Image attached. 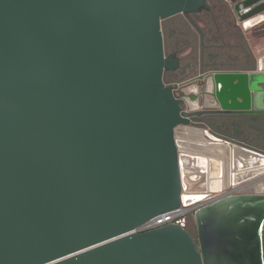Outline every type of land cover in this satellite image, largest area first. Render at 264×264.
<instances>
[{
    "label": "water",
    "instance_id": "obj_1",
    "mask_svg": "<svg viewBox=\"0 0 264 264\" xmlns=\"http://www.w3.org/2000/svg\"><path fill=\"white\" fill-rule=\"evenodd\" d=\"M259 1L241 2L240 17ZM207 8L0 0V264H264L261 191L197 209L195 237L179 225L135 231L191 202L182 160L199 167L178 129L220 146L193 125L264 116V68L200 76V94L165 81L178 61L165 55L162 23Z\"/></svg>",
    "mask_w": 264,
    "mask_h": 264
},
{
    "label": "rangeland",
    "instance_id": "obj_2",
    "mask_svg": "<svg viewBox=\"0 0 264 264\" xmlns=\"http://www.w3.org/2000/svg\"><path fill=\"white\" fill-rule=\"evenodd\" d=\"M209 13H202L198 17L190 15L199 32L192 25L191 21L185 15H178L162 23V32L164 35V46L168 51L173 49H182L185 43L193 45V48L183 50L185 60L192 63L194 68L188 72V75H195L200 71L201 62H204V69L207 64L214 71H224L232 67H239L246 58L259 61L264 59V8L257 13L246 18H241V1L231 0H205ZM264 4L260 0L257 5ZM258 21L251 28L245 29L247 21ZM260 21V22H259ZM172 28L175 32L173 37H169L163 29ZM202 35V36H201ZM199 44V45H198ZM182 55L179 54L180 58ZM200 60V66L197 62ZM242 66V64H241ZM175 79L180 81L181 75L172 78L169 74L165 80ZM182 130L178 129L177 137ZM187 146L192 148L193 139L188 137L184 139ZM181 141V140H180ZM188 141V142H187ZM192 157V156H191ZM194 227V218L188 217L186 229L191 232Z\"/></svg>",
    "mask_w": 264,
    "mask_h": 264
},
{
    "label": "bare ground",
    "instance_id": "obj_3",
    "mask_svg": "<svg viewBox=\"0 0 264 264\" xmlns=\"http://www.w3.org/2000/svg\"><path fill=\"white\" fill-rule=\"evenodd\" d=\"M256 23H258V21L256 22V20L247 21L244 27L245 29H248L251 28L252 26H255L254 24ZM261 61L262 60H260L259 63ZM188 137L194 140L192 143L193 145L192 148L185 147L187 146L188 143L185 145L180 144V151L183 154L185 153L188 154L189 156H192L194 158L193 159L194 165L196 163V165L200 167L202 171L206 172L205 176L208 179V185L206 192L202 191V188L200 189L198 188L201 186L197 184L198 183L197 180L200 178L199 181H203L204 175L199 178L196 177V179L194 180L196 182H191V180L188 179L189 176H194L197 170L194 171L193 169H190L187 166L191 161L189 158H183L181 172L182 174L186 173V176L184 177L183 180L185 184L184 187H186V193H182V196L186 198L187 202L192 201L193 203H197L204 201L207 192L209 194H220L222 190L226 188L227 186L226 183L222 179H220V176H225L224 173L225 158H228V160L230 161V170L228 171L230 176L229 183L231 185L230 187L231 189H236V190L243 189L247 185L249 187H247V190L245 191L253 189L264 192V158H257V157L253 158L252 156L248 157L246 153L241 151H236L235 155H233L232 149H227L224 146L213 144L210 142V140L200 139L197 136L189 135L184 131H182L177 138L183 141L184 139L188 140ZM257 165L261 167H258ZM232 166L234 167L233 168L234 170H231ZM244 168L245 170L246 169L247 170L245 171ZM241 170H243L244 172L236 173ZM255 176H258L259 179H257L256 181H248L246 185L244 184L243 186L237 185L239 182H242L243 180H249L251 178H254ZM255 182H257V185H255L256 184ZM250 186L253 187L250 188Z\"/></svg>",
    "mask_w": 264,
    "mask_h": 264
},
{
    "label": "flooded vegetation",
    "instance_id": "obj_4",
    "mask_svg": "<svg viewBox=\"0 0 264 264\" xmlns=\"http://www.w3.org/2000/svg\"><path fill=\"white\" fill-rule=\"evenodd\" d=\"M207 4V3H206ZM208 6V5H207ZM202 13H209V8L207 9H204L202 11H200ZM188 19L191 21L192 25L195 26L193 20L188 17ZM176 31H174L173 29L170 30L169 32V37H173V34H175ZM199 34L200 31H199ZM202 36V35H201ZM184 70L182 69V67L180 66L179 64V67H178V70H176V72H167L165 75H164V79L165 77L169 74L172 78H175L177 77L178 75H180V73H183ZM208 75V74H205L203 75L204 77ZM193 79L191 80H184V82L182 84H185V85H192L194 82H192ZM196 81V80H194ZM197 83L199 84V87H202L203 86V83H202V80H198ZM196 83V84H197ZM181 85V84H180ZM195 86V84H194ZM189 92V91H188ZM189 94H192L189 92ZM201 103V100L199 99V105ZM187 107V105L185 106ZM218 121H223V119L221 120H217V119H213V118H209V119H206V122L207 124L206 125H202V124H195L193 125L194 128L200 130L201 132H208L212 137L216 138V139H219L221 140V146H224L225 148H229V147H232L233 145L239 147L241 150H248V151H251V152H254V153H257V154H260V155H263L264 156V150H261V149H257L256 147L254 146H251V144H248V143H245L243 140H242V137H244V127L246 126V124L244 123H240V122H235L234 124H230V123H227L226 120L225 121V124L224 125H219V122ZM264 124V121L263 119L260 117V120H257V121H253L252 123H249L247 126L248 128H251V129H255L256 127H259L261 125ZM204 136V135H203ZM204 139L203 140H210L209 138H207L206 136L203 137ZM252 139L253 140H261L258 136H252ZM264 145V143H263ZM242 152V151H241ZM236 158V157H235ZM258 158V157H257ZM236 161V159H235ZM233 164V162H232ZM256 165V164H255ZM246 167V166H245ZM198 168V167H197ZM234 167L232 166L231 167V170H234L233 169ZM226 169V170H225ZM230 170V161L228 160V158H225V162H224V173H225V176H220V179H222L225 183H226V188H224L222 190V192L220 194H209L208 192L206 193V198L205 199H212V202L214 200H217L221 197H224L228 194H238L237 192H240V191H237L236 189H231V185H230V176H229V171ZM245 170V168H244ZM247 170V169H246ZM245 170V171H246ZM200 171V172H199ZM239 172H244L243 170L241 171H238L236 173H239ZM204 173V174H203ZM204 175V180L203 181H199L201 176ZM206 175V172L203 171L200 169V167L198 168V170L196 171L195 175L192 176L194 177V180L196 179V177H198L199 179L197 180L198 181V185H200L201 187L199 188H202V191L206 192L207 191V185H208V179L207 177L205 176ZM258 178V176H255L254 178H251L249 180H243L242 182H239L237 185H241L243 186L244 184L246 185V183L248 181H256ZM229 180V181H228ZM229 184H228V183ZM205 183V184H204ZM257 185V182H255ZM254 185V186H255ZM247 186L244 187V189H247ZM253 187V186H250V188ZM249 189V188H248ZM235 191V192H234ZM237 191V192H236ZM241 193V192H240Z\"/></svg>",
    "mask_w": 264,
    "mask_h": 264
},
{
    "label": "crops",
    "instance_id": "obj_5",
    "mask_svg": "<svg viewBox=\"0 0 264 264\" xmlns=\"http://www.w3.org/2000/svg\"><path fill=\"white\" fill-rule=\"evenodd\" d=\"M236 2L237 1H241V2H243V1H246V0H235ZM255 4H257V3H255ZM254 4V5H255ZM254 5H250V6H254ZM244 10V9H243ZM242 11V10H241ZM242 12H245V10L244 11H242ZM202 14V12H198V13H196V14H193V16L194 17H198V15H201ZM243 18V17H242ZM246 18V17H245ZM172 19V18H171ZM169 20V19H168ZM195 28H196V30L199 32V29H198V27L195 25L194 26ZM172 28H168L167 30L166 29H163L164 30V32H166L167 34H168V36H169V32H170V30H171ZM163 37H164V35H163ZM199 45V44H198ZM185 47L184 48H182V49H180V50H176V49H173V48H171L172 50L171 51H168L167 52V49L165 48V46H164V51H165V55L168 57V56H174V58L178 61V67H179V64H180V66L182 67V69L184 70V72L183 73H180V75H181V80L180 81H178V80H176L175 81V79H171V80H165L168 84H178V85H180V84H182L183 82H184V80H191V79H193L192 80V82H194L192 85H189L188 86V88H187V91H189L190 93H192V94H200L201 92H202V87H199V88H196L195 86H194V84H196L197 83V81L199 80V78H200V76H203V75H205V74H209V73H211V72H214V70L215 69H210V67L208 66V64H207V69H204V62H201V66H200V60H198L197 62L199 63V66H200V71H198V73H196L195 75H191V76H189L188 75V72L190 71V70H192L193 68H194V66L192 65V63H190V62H188V61H186L187 59L186 58H184L183 57V55H184V53H183V50H185V49H187V48H193V45H189V44H187V43H185V45H184ZM182 53V55H181V57L179 58L178 57V55L179 54H181ZM186 59V60H185ZM260 60H262L260 63H259V61ZM259 61H256L255 62V60H251L250 58H246V60H244L243 62H240L241 64H242V66H241V64L239 65V67H232V68H229V69H226V70H224V71H222V72H232V71H235V72H250V71H256L258 68H264V59H259ZM260 66V67H259ZM176 70H178V68L176 69ZM176 70L174 71V72H176ZM194 80H196V81H194ZM262 119H263V121H264V116L263 117H261ZM248 124H246V126L244 127V137H242V140L245 142V143H248V144H251V146H254V147H256L257 149H261V150H264V145H263V143H264V124L263 125H261V126H259V127H256L255 129H251V128H248V126H247ZM252 136H258L261 140L259 141V140H253L252 139ZM180 144H183V145H185V144H187L186 143V141L185 140H183V141H181V143ZM187 230V229H186ZM189 232V231H188ZM189 234L191 235V236H194L195 237V225H194V227H193V229H192V231L191 232H189Z\"/></svg>",
    "mask_w": 264,
    "mask_h": 264
},
{
    "label": "built area",
    "instance_id": "obj_6",
    "mask_svg": "<svg viewBox=\"0 0 264 264\" xmlns=\"http://www.w3.org/2000/svg\"><path fill=\"white\" fill-rule=\"evenodd\" d=\"M185 108H186L185 110L187 111V107ZM190 180L191 182H196L194 181V177H191V176H190ZM237 190H240V189H237ZM245 190L247 189L243 188V191ZM182 193H186V191L182 190ZM211 202H212V199H205L204 201L197 202V203H193L191 201L187 203V205L185 206H180L179 208L175 210H172L170 212H166V213H163V214H160L154 217L153 219L149 220L148 222L144 223L142 226L137 228L135 231L137 233H145V232L156 230L166 225H179V226H182L184 229H186V221L188 217L190 216L193 217L197 209Z\"/></svg>",
    "mask_w": 264,
    "mask_h": 264
}]
</instances>
